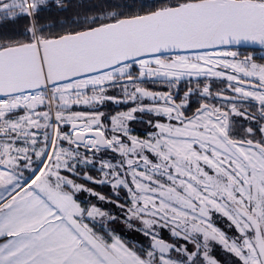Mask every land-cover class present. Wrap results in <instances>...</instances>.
I'll return each instance as SVG.
<instances>
[{
    "label": "snow or ice",
    "instance_id": "1",
    "mask_svg": "<svg viewBox=\"0 0 264 264\" xmlns=\"http://www.w3.org/2000/svg\"><path fill=\"white\" fill-rule=\"evenodd\" d=\"M46 3L0 0V19L29 20L23 39H0V264H218L211 242L234 264H264V63L228 50L264 47V0H124L55 33L39 23ZM185 77L196 87L181 97L171 88ZM145 78L170 90L151 91ZM201 78L227 81L215 97L222 103L186 115L194 93L213 96ZM107 102L137 106L112 116L109 129L99 110ZM136 112L157 118L144 139L127 124ZM234 116L252 126L236 131ZM108 150L119 159L97 155ZM97 161L103 178H84L110 183L117 196L127 190L117 206L149 244L122 240L106 227L115 216L78 202L84 191L106 199L72 178ZM212 212L235 234L216 227ZM163 228L184 243L166 242Z\"/></svg>",
    "mask_w": 264,
    "mask_h": 264
},
{
    "label": "trees",
    "instance_id": "2",
    "mask_svg": "<svg viewBox=\"0 0 264 264\" xmlns=\"http://www.w3.org/2000/svg\"><path fill=\"white\" fill-rule=\"evenodd\" d=\"M123 3L124 0H63V3L67 6L66 9H61L57 6L56 0H47L46 6H43L40 13H39V23L43 25H53L54 27H51L50 31L52 32H61L63 30H67L69 28H77L78 26L73 23L74 20L77 18L82 19L85 15L91 16V15H98L101 12L111 11L114 10L112 5L116 3ZM128 2H131V0H128ZM4 14L0 13V17H2ZM29 26V20L26 17H18L16 20H6V19H0V39L2 38H13V39H23L22 33L24 32V29ZM251 49V48H250ZM205 78H201V84L204 82ZM218 82L217 79L213 80V85H216ZM110 95H119L118 92H110ZM121 104H112L111 102H107L102 108L103 111L106 110V116L110 113H113L117 111V109L121 108L123 105ZM85 108L87 109V106H74L73 109H80ZM43 108L40 110L42 111ZM99 109V110H100ZM110 109V111H108ZM105 123L109 124V118L105 120ZM109 127V125H108ZM68 126H64V130L67 129ZM110 129V127H109ZM66 142H64L63 145H65ZM67 146V144H66ZM102 153V152H101ZM99 153V154H101ZM118 154H115L116 160L119 158L117 157ZM99 157H103V155H98ZM109 157L110 159L113 156L105 155ZM97 164L99 162L97 161ZM86 167L83 168L82 171H80V174L78 176L72 177L76 181H80L79 184L84 185L85 188L92 189L94 193H98L99 195L104 196L105 200H100L98 196L96 195H89L88 192H80L77 193V199L80 201L82 207H90V205H95L96 207L100 208L101 211H105L110 216H115L117 219L115 223H109L106 225V227L111 228L115 231L116 235H118L122 240L127 241L129 244L135 243L136 247L139 248L142 245L149 244V240L143 236V234L137 229L140 227L137 224V226H134L133 228H129L125 225H121V221L124 220V211L118 207V204L126 205V201H128V194L126 189H119V196H117V192L113 190L110 183H94L93 181L85 179L82 174L84 172H87V174L94 178V180H99L101 178V173L97 171V167ZM64 175H69L68 173L64 172ZM99 217H97L98 219ZM89 222V221H85ZM90 226H93L90 223ZM95 227L97 230L101 227V220L100 222H96ZM127 229H132L131 234H128V231H125ZM160 237L163 238H169L168 237V230L167 228L158 229ZM166 232V236H162V233ZM175 240V239H174ZM173 240V241H174ZM213 245H210V255L215 256L216 254H221L225 257L224 262L222 264H234V255L227 252L223 246H221L218 243H212ZM216 257V256H215ZM234 259V260H233ZM221 263V261H220Z\"/></svg>",
    "mask_w": 264,
    "mask_h": 264
},
{
    "label": "flooded vegetation",
    "instance_id": "3",
    "mask_svg": "<svg viewBox=\"0 0 264 264\" xmlns=\"http://www.w3.org/2000/svg\"><path fill=\"white\" fill-rule=\"evenodd\" d=\"M228 50L237 51L240 59H243L245 56L252 55V57L256 63H264V49H258V48H251L250 49V48H245V47H234V48H230ZM133 70L138 71V69L135 66H134ZM215 79L216 78H211V79L205 78L204 82L201 84V87H202V85L204 83H209L211 86V92H212L213 96L211 98H208L207 100L202 101L200 99L199 92L194 93L193 96L191 97V101H192L191 108L186 111V115L190 116L195 111V109L199 106V104L201 102H206V103L214 104L217 106H219L222 103L221 100H219L215 97H216L217 92H219L221 89L226 88L227 81L226 80L222 81L220 79H217L218 80L217 84L213 85L212 81ZM173 83L176 84L175 81ZM142 86L147 87L151 91H156V92H167L170 90V86L167 83L161 82L159 80H154L153 78H145V83ZM190 86L195 88L196 87L195 81H192L190 84L188 78L185 77L183 80H181L176 85V87H172L171 91L173 93H176L178 91L179 96L182 97L184 95V92L187 91V89ZM225 95H232V93L226 92ZM143 102L145 105L152 103L151 100L148 98H145ZM161 103H163V102L161 101ZM254 103L255 102H253V104ZM123 105H124V108L127 109L128 111L132 107L137 106L136 104H134L132 102L123 103ZM241 107L247 108L252 113H256V110H257L256 107H253L251 104H248V103L241 105ZM100 111H102V109H100ZM108 111H110V109H108ZM133 115H134V118L132 120L128 121L129 128L131 129V132H130L131 135L136 136L140 139H144L147 137V135L150 132L155 131V129L148 123L149 121H151L152 125H154L157 122V118L154 114H150L147 112H136ZM232 120H233V124H234V129L238 132H242L243 128H247V127L252 126V124L248 120L244 119L243 117L234 116V117H232ZM160 122L168 123L169 121L165 117V118H162ZM172 123H175V122L173 121ZM260 123H264V121H260ZM241 125L243 126L242 128L240 127ZM110 134L111 133L109 132V135ZM109 152H111V150H109ZM109 152L102 151V154L104 153L103 156H105V155H108ZM114 155L115 154L111 152L110 156H114ZM117 157L119 158L118 155H117ZM213 214L215 215V218L217 220L216 224H218L220 227H221V224H223V223H227L229 225V222L227 221L226 217H223L220 213H216V212H212L211 216H214ZM233 232H234V229H231L230 231H228V235L232 236Z\"/></svg>",
    "mask_w": 264,
    "mask_h": 264
},
{
    "label": "rangeland",
    "instance_id": "4",
    "mask_svg": "<svg viewBox=\"0 0 264 264\" xmlns=\"http://www.w3.org/2000/svg\"><path fill=\"white\" fill-rule=\"evenodd\" d=\"M112 103V102H111ZM112 104H115V103H112ZM123 105V104H122ZM44 109H42V111H43ZM87 109H85V108H80V109H73L72 111H86ZM128 110L127 109H125L124 108V105L121 107V108H119V109H117V111H115V112H113V113H110V114H108L106 117L107 118H109V127L111 128V117L112 116H114V115H116L117 113H121V112H127ZM102 112H104L105 114H106V110H102ZM127 124H128V127H129V123L127 122ZM69 127L70 126H68V128L67 129H63V131H68V129H69ZM63 144H64V142H62ZM64 147H67L66 145H63ZM80 151H81V153H83L84 152V149H83V147H81V149H80ZM104 152H106V151H104ZM107 152H109V150L107 151ZM104 154V153H103ZM102 153L101 154H97V155H103ZM89 156H91V153H89L88 154ZM108 155L110 156L111 155V152H109L108 153ZM100 158H103V159H110L109 157H107V156H103V157H100ZM99 162V161H98ZM113 162H115V161H113ZM97 169L99 168V164H97ZM101 175V178L100 179H102L103 177H102V174H100ZM82 176L84 177V174H82ZM76 181V180H75ZM76 183H80V181H76ZM111 185V184H110ZM90 206H92V205H90ZM105 212V211H104ZM108 213V212H107ZM214 215V214H213ZM218 215V214H217ZM219 216V215H218ZM220 217V216H219ZM211 218H212V221L214 222V224H215V226L216 227H218V228H220L221 230H223V231H225L226 233H227V235H228V231H230V229H229V225L227 224V223H223V224H221V227L218 225V224H216V222H217V220H216V218H215V215L214 216H211ZM221 219V218H220ZM96 222H100V218H98L97 220H96ZM121 223V225H125L126 226V228H127V224L124 222V220L123 221H121L120 222ZM132 224H133V227L134 226H137V224L139 225V221H133L132 222ZM132 227V228H133ZM132 230V229H131ZM131 230L130 229H127V230H125V231H128V234H131L132 232H131ZM168 230V237L169 238H163V237H161L162 239H164L166 242H169V243H180V244H182V243H184V241H182V240H178L176 237H173L172 235H171V232H170V230L169 229H167ZM166 233H167V231L166 232H164L163 231V233H162V236H166ZM235 234V231L233 232V235ZM175 239V240H174ZM174 240V241H173ZM211 243H215V242H211ZM210 243V244H211ZM211 245H213V244H211ZM222 246V245H221ZM188 247L191 249L193 246L191 245V244H189L188 245ZM216 256V257H215ZM215 256H212L214 259H216L217 261H218V264H222V262H224V260H225V257L223 256V255H221V254H216ZM235 258V260L234 261H236V257H234ZM220 261H221V263H220ZM224 264H227V263H224Z\"/></svg>",
    "mask_w": 264,
    "mask_h": 264
},
{
    "label": "water",
    "instance_id": "5",
    "mask_svg": "<svg viewBox=\"0 0 264 264\" xmlns=\"http://www.w3.org/2000/svg\"><path fill=\"white\" fill-rule=\"evenodd\" d=\"M234 47H245V48H258V49H264V47L260 46V45H240V46H233Z\"/></svg>",
    "mask_w": 264,
    "mask_h": 264
},
{
    "label": "crops",
    "instance_id": "6",
    "mask_svg": "<svg viewBox=\"0 0 264 264\" xmlns=\"http://www.w3.org/2000/svg\"><path fill=\"white\" fill-rule=\"evenodd\" d=\"M42 138V137H41ZM66 144H67V142H66ZM65 144V145H66ZM25 175L27 176L28 175V173L27 172H25ZM78 200V199H77ZM78 202H80L79 200H78ZM82 206V205H81ZM0 242H3L2 240H0Z\"/></svg>",
    "mask_w": 264,
    "mask_h": 264
}]
</instances>
